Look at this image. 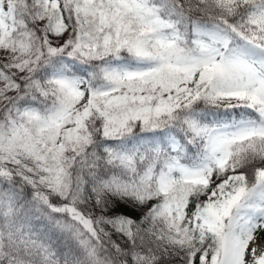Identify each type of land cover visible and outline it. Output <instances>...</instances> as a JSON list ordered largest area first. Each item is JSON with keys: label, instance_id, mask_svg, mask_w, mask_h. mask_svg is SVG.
Instances as JSON below:
<instances>
[{"label": "snow or ice", "instance_id": "snow-or-ice-1", "mask_svg": "<svg viewBox=\"0 0 264 264\" xmlns=\"http://www.w3.org/2000/svg\"><path fill=\"white\" fill-rule=\"evenodd\" d=\"M0 264H264V0H0Z\"/></svg>", "mask_w": 264, "mask_h": 264}]
</instances>
